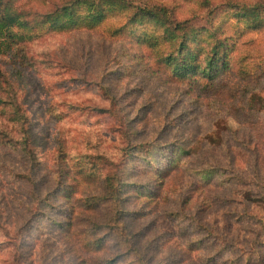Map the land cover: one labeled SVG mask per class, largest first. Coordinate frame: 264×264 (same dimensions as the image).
Here are the masks:
<instances>
[{
  "label": "rangeland",
  "instance_id": "rangeland-1",
  "mask_svg": "<svg viewBox=\"0 0 264 264\" xmlns=\"http://www.w3.org/2000/svg\"><path fill=\"white\" fill-rule=\"evenodd\" d=\"M70 2L0 5V264H137L124 225L146 264H264V28L243 17L264 0H127L166 7L177 35L206 29L194 50L228 37L232 71L214 91L140 45L158 23L127 25L121 8L95 30L47 21ZM170 160L162 188L152 171Z\"/></svg>",
  "mask_w": 264,
  "mask_h": 264
},
{
  "label": "trees",
  "instance_id": "trees-1",
  "mask_svg": "<svg viewBox=\"0 0 264 264\" xmlns=\"http://www.w3.org/2000/svg\"><path fill=\"white\" fill-rule=\"evenodd\" d=\"M2 0H0V5ZM76 4L78 5H85L88 10V15H76ZM234 8L235 4L230 5ZM119 8L125 13H128L127 17V25H132L134 23L140 22L142 20H149L154 23H158L163 27L162 33L160 35H155L154 33H146L142 34L138 37V42L140 45L145 46L146 48L150 49L152 52L155 53V56L160 60L158 62L163 63L165 69L169 70L174 78L181 82L189 81L194 86L197 84H203V88L205 91H214L217 90L220 72H231L232 65L230 64V46L228 45V37H219L215 40V44L210 48V51H206V47H201L198 50H194L191 48V42L200 40V31L205 32L206 29H202L199 31L194 26H190L189 32H184L181 35L176 34L177 24L165 25L163 21V17H167L169 14V10L166 7H156L150 9L146 6H137L133 3L127 2V0H72V2L63 5L62 7L55 10L53 13H49L47 15V21L52 22V24H58L59 29H64L67 26V22H74L77 20L80 21H89L88 26L86 27L87 30H95L98 24L95 25L94 22L97 20H103L107 17L109 13L117 11ZM135 9V10H134ZM252 16H248L244 13L243 17H247L248 19L254 21L253 26L260 29L264 28V4L258 3L255 7H252ZM215 9L210 11V14L215 13ZM241 8L239 7L236 10V17H241L240 15ZM63 20V21H62ZM4 19L0 17V49L3 46H8L5 38V34H7L6 27L11 23H4ZM94 21V22H93ZM13 22V21H11ZM78 23V21H77ZM85 28L84 23L82 27L78 30ZM198 31V32H197ZM178 36H180L178 38ZM161 40H165L167 45L170 47V51L167 53H163V45L161 44ZM155 57V58H156ZM247 57L244 56L241 59V63H245ZM247 68L246 63L243 66L245 70ZM178 167V164H174V161L171 160L167 163V165L163 166L160 169L153 170V174L157 177H161L163 180L162 188H165L166 181L172 176L173 172H175ZM81 172L85 173V169ZM212 172V171H211ZM173 178V176H172ZM104 184V182H102ZM200 183V181H199ZM197 183V186L199 185ZM201 184H204L201 182ZM154 185H158L156 182L151 185L150 190L153 188ZM169 185V182L168 184ZM106 186V185H105ZM102 188V187H101ZM107 190L112 189L110 197L113 198L119 204L123 200L121 198V189L119 187H115L108 184V187H105ZM143 189H139L138 187L134 188L132 191L136 194H143L144 196L148 194L147 191H142ZM109 198V197H108ZM189 198L186 200L185 204H187ZM136 212L134 211H124V216L130 217L134 215ZM259 222L262 221L260 226L264 227V216L258 219ZM68 227L72 226L73 223L69 220L66 221ZM125 227H121L120 233L124 240V243L131 245V249L129 250V254L134 256V261L137 264H146V255L144 251L140 248L132 246V237H136L127 233L126 225ZM63 227V226H62ZM79 233H83L84 231H78ZM260 247L264 248V242L259 243ZM258 244V245H259ZM264 250V249H263ZM264 261V255L261 256V262Z\"/></svg>",
  "mask_w": 264,
  "mask_h": 264
}]
</instances>
